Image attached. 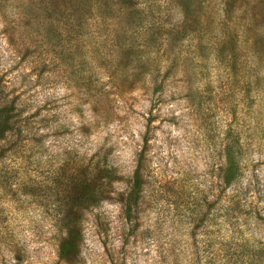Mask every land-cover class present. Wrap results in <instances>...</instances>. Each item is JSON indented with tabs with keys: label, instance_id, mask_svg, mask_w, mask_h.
<instances>
[{
	"label": "rangeland",
	"instance_id": "obj_1",
	"mask_svg": "<svg viewBox=\"0 0 264 264\" xmlns=\"http://www.w3.org/2000/svg\"><path fill=\"white\" fill-rule=\"evenodd\" d=\"M0 104V264H264V0H0Z\"/></svg>",
	"mask_w": 264,
	"mask_h": 264
},
{
	"label": "trees",
	"instance_id": "obj_2",
	"mask_svg": "<svg viewBox=\"0 0 264 264\" xmlns=\"http://www.w3.org/2000/svg\"><path fill=\"white\" fill-rule=\"evenodd\" d=\"M9 110L4 106L0 104V137L5 133L6 131V125L8 124V117H6V114L8 115ZM238 152V148H234V146L227 144L224 146L223 149V156H224V162L221 168L222 172V183L224 187L228 186L236 177L237 173V164H236V154ZM139 168L136 167L133 172L132 177V187L130 188L128 194L126 195V198L122 201V209L124 211V215L127 217L129 215V209H130V196L132 195L135 190L139 187Z\"/></svg>",
	"mask_w": 264,
	"mask_h": 264
}]
</instances>
